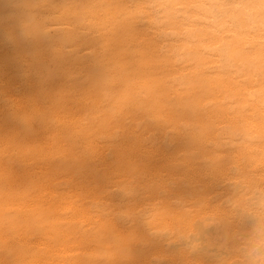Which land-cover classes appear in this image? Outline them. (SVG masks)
<instances>
[{
  "label": "bare ground",
  "instance_id": "6f19581e",
  "mask_svg": "<svg viewBox=\"0 0 264 264\" xmlns=\"http://www.w3.org/2000/svg\"><path fill=\"white\" fill-rule=\"evenodd\" d=\"M157 2L170 35L165 64L139 59L135 44L122 43L113 73L101 75L86 37L71 55L61 49L69 34L25 41L18 0H0V264H105L114 255L115 224L98 207L100 195L127 165L153 179H174L170 197H190V178L213 187L185 158L182 141L169 143L171 123L156 115L173 98L207 109L216 134L241 135L234 162L257 176L264 172V74L251 57L225 58L220 51L225 44L255 47L256 39L222 31L206 14L207 0ZM54 10L55 0L45 14ZM141 13L155 22L124 0H91L80 15L114 34ZM14 102L28 109L54 105L57 131L47 137L38 123L25 125ZM68 137L78 139L67 145L70 158H53L66 154ZM152 209L149 223L157 230L192 231L203 218L199 208L177 210L162 201ZM179 255L155 242L137 244L129 264H155L154 256L178 264Z\"/></svg>",
  "mask_w": 264,
  "mask_h": 264
},
{
  "label": "clouds",
  "instance_id": "9594fccd",
  "mask_svg": "<svg viewBox=\"0 0 264 264\" xmlns=\"http://www.w3.org/2000/svg\"><path fill=\"white\" fill-rule=\"evenodd\" d=\"M52 2L18 0L22 9L20 35L25 41L69 34L61 41V49L63 54L71 55L79 47L80 38L86 37L92 45L91 54L97 58L96 71L101 75L113 73L117 66L113 62L114 50L122 43L135 44L139 59L150 58L161 66L167 61L170 35L162 30L157 0H124L133 12L140 8L150 12L155 22L144 13L134 14L114 34L84 22L80 13L91 0H55L54 13L46 15ZM204 8L222 31L257 41L255 47L247 48L225 44L220 49L222 55L251 57V64L264 74V0H207ZM53 106L28 109L14 102V112L25 125H41L49 131V137L57 131L50 119ZM155 112L161 120L171 123L169 143L181 140L185 158L205 171L213 187L190 178L185 181L190 197H170L174 179L150 178L135 165L119 170L100 195L102 203L98 205L115 224L110 237L114 255L105 264H129L137 244L147 247L154 242L163 249H178V264H264V172L257 176L234 162L232 154L243 137L228 134V130L216 134L208 110L185 98H173L165 109ZM77 140L66 138V154L53 158H70L67 145ZM149 192L154 194L146 195ZM161 201L177 210L199 208L203 218L192 231L154 229L149 223L152 205ZM153 260L155 264H166L162 257L154 256Z\"/></svg>",
  "mask_w": 264,
  "mask_h": 264
},
{
  "label": "rangeland",
  "instance_id": "374dc122",
  "mask_svg": "<svg viewBox=\"0 0 264 264\" xmlns=\"http://www.w3.org/2000/svg\"><path fill=\"white\" fill-rule=\"evenodd\" d=\"M194 212H195V211H194ZM194 212L192 211V212H191L192 214L190 213L189 215H190V216H191V215H194V214L196 213V212H195V213H194ZM189 215H188V217H190Z\"/></svg>",
  "mask_w": 264,
  "mask_h": 264
}]
</instances>
